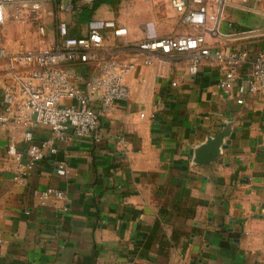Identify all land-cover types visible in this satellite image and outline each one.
<instances>
[{
	"label": "crops",
	"instance_id": "1",
	"mask_svg": "<svg viewBox=\"0 0 264 264\" xmlns=\"http://www.w3.org/2000/svg\"><path fill=\"white\" fill-rule=\"evenodd\" d=\"M230 1L223 32L264 27V0H248V8ZM59 18L73 36L113 18L128 29L123 42L197 30L152 0H102L89 18L81 9ZM46 31L41 43L54 36L56 20H46ZM108 36L107 44L118 43ZM227 45L263 48L264 37ZM115 52L137 64L126 79L130 98L91 135L47 148L17 180L9 141L25 164L30 146L51 130L34 126L26 141L22 127L0 125V264H264V92L239 104L237 86L232 96L220 95L219 73L206 64L190 74L187 53L158 55L146 66L134 51ZM223 124L231 128L229 143L215 160L198 163L192 149ZM63 160L68 173L58 168ZM49 187L67 198L40 201L36 193Z\"/></svg>",
	"mask_w": 264,
	"mask_h": 264
},
{
	"label": "built area",
	"instance_id": "2",
	"mask_svg": "<svg viewBox=\"0 0 264 264\" xmlns=\"http://www.w3.org/2000/svg\"><path fill=\"white\" fill-rule=\"evenodd\" d=\"M95 0H0V24L8 21L31 23L36 32L47 35L46 20H56L54 36L46 43L18 51L0 48V57L18 64L25 73H17L18 82L1 91L0 125L16 124L25 130L24 139L33 140L32 128L44 125L50 135L28 150V161L23 164V152L13 140L7 145V154L15 161V179L26 176L41 161L46 149L70 135L87 137L99 126L103 117L112 114L118 103L130 98L128 75L136 62L120 57L115 46L136 52L146 66L154 64L158 55H189L188 71L195 75L203 64L219 73L216 90L222 96H232L234 86L245 102L244 96L264 92V47L249 49L234 47L227 42L264 37V27L237 28L230 32L221 30L225 9L230 0H152L165 2L182 16L183 22L197 28L191 33L150 37L141 41H121L128 29L115 19H103L91 24L86 33L69 34V25L59 18L64 12L80 10ZM248 0L235 4L248 8ZM231 25V24H230ZM232 26V25H231ZM118 41L107 44L108 35ZM226 42V44H225ZM91 66L93 72L85 73ZM176 85V82L172 83ZM144 117V114H141ZM157 113L150 115L155 120ZM123 142V139H120ZM68 173V163L58 164ZM40 201L50 197L66 199L64 190L49 187L36 193Z\"/></svg>",
	"mask_w": 264,
	"mask_h": 264
},
{
	"label": "rangeland",
	"instance_id": "3",
	"mask_svg": "<svg viewBox=\"0 0 264 264\" xmlns=\"http://www.w3.org/2000/svg\"><path fill=\"white\" fill-rule=\"evenodd\" d=\"M186 32L182 30L165 31L162 36L170 34H179ZM41 35L36 32V27L31 23H21L18 21H8L0 24V48L6 47L10 51H18L25 47L33 48L45 43H41ZM22 68L11 61L0 57V90L7 85H15L17 73H20ZM21 73H25L22 71Z\"/></svg>",
	"mask_w": 264,
	"mask_h": 264
},
{
	"label": "water",
	"instance_id": "4",
	"mask_svg": "<svg viewBox=\"0 0 264 264\" xmlns=\"http://www.w3.org/2000/svg\"><path fill=\"white\" fill-rule=\"evenodd\" d=\"M223 129L215 136H209L205 143L200 145L195 151L192 149L191 153L195 154V160L198 163H208L215 160L221 153L220 147L223 143H229L231 128L229 125H222ZM227 138V140L225 139Z\"/></svg>",
	"mask_w": 264,
	"mask_h": 264
},
{
	"label": "trees",
	"instance_id": "5",
	"mask_svg": "<svg viewBox=\"0 0 264 264\" xmlns=\"http://www.w3.org/2000/svg\"><path fill=\"white\" fill-rule=\"evenodd\" d=\"M101 1L102 0H95V2L91 6L82 5L81 8H80L81 9V13L83 15H85L87 18H89Z\"/></svg>",
	"mask_w": 264,
	"mask_h": 264
}]
</instances>
